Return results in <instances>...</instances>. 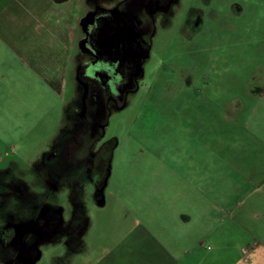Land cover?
Segmentation results:
<instances>
[{
  "label": "rangeland",
  "instance_id": "1",
  "mask_svg": "<svg viewBox=\"0 0 264 264\" xmlns=\"http://www.w3.org/2000/svg\"><path fill=\"white\" fill-rule=\"evenodd\" d=\"M203 2H191L187 24L181 27L176 19L171 30L156 38L155 69L104 129L100 143L116 144L103 227L118 224L127 212L135 217L169 207L178 216L194 215L188 227L199 234L202 166L209 173L221 148H231V138L248 140L243 127L259 102L251 91L264 86V0ZM234 3L242 9L238 14ZM0 65V224L19 220L7 214L25 219L34 210L36 215L41 194L48 195L49 209L69 210L62 199L76 185L52 191L41 181L50 166L41 168L38 162L57 136L63 104L70 101L71 73L59 93L27 70ZM57 248L44 250L41 264H48Z\"/></svg>",
  "mask_w": 264,
  "mask_h": 264
},
{
  "label": "crops",
  "instance_id": "2",
  "mask_svg": "<svg viewBox=\"0 0 264 264\" xmlns=\"http://www.w3.org/2000/svg\"><path fill=\"white\" fill-rule=\"evenodd\" d=\"M89 8V0H0V63L27 70L61 93ZM251 93L259 102L243 127L248 140L231 138V148L218 150L209 173L202 166L199 234L188 227L194 215L178 216L169 207L135 217L127 212L118 224L103 227V196L95 211L84 210L78 229L66 225L71 213L61 208L63 224L41 231L31 254L12 250L0 264H41L51 247L58 248L48 264H264V86Z\"/></svg>",
  "mask_w": 264,
  "mask_h": 264
},
{
  "label": "flooded vegetation",
  "instance_id": "3",
  "mask_svg": "<svg viewBox=\"0 0 264 264\" xmlns=\"http://www.w3.org/2000/svg\"><path fill=\"white\" fill-rule=\"evenodd\" d=\"M193 1L89 0L90 8L80 20L81 36L70 76L73 92L67 107L63 106L57 136L38 162L41 168L50 166L48 175L52 177L47 175L41 181L52 191L60 185H67L70 191L76 185L62 199L70 204L66 225L72 230L85 223L82 213L101 203L107 187L116 143H100L105 127L112 115L130 104L155 69L156 38L171 30L176 19L181 27L187 24ZM233 8L237 14L242 10L237 3ZM39 197L36 215L34 210L25 219L20 213L5 215L19 220L0 224L1 257L12 250L31 254L33 246L42 241L41 231L63 224L58 217L61 207L53 211L46 204L48 195Z\"/></svg>",
  "mask_w": 264,
  "mask_h": 264
}]
</instances>
